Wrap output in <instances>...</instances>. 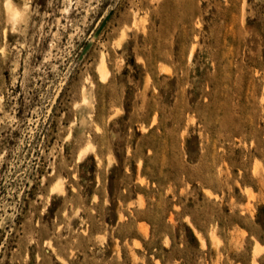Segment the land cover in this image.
<instances>
[{
  "label": "rangeland",
  "instance_id": "obj_1",
  "mask_svg": "<svg viewBox=\"0 0 264 264\" xmlns=\"http://www.w3.org/2000/svg\"><path fill=\"white\" fill-rule=\"evenodd\" d=\"M0 264H264V0H0Z\"/></svg>",
  "mask_w": 264,
  "mask_h": 264
},
{
  "label": "bare ground",
  "instance_id": "obj_2",
  "mask_svg": "<svg viewBox=\"0 0 264 264\" xmlns=\"http://www.w3.org/2000/svg\"><path fill=\"white\" fill-rule=\"evenodd\" d=\"M8 1V0H7ZM9 6H10V4H7V7H8V9H9ZM7 9V8H6ZM8 13V12H7ZM9 13H10V15H11V19L13 20V19H15L16 17H18L19 15H18V13L16 12V11H12L11 9H9ZM20 13H23L22 11L20 12ZM19 13V14H20ZM9 15V14H8ZM9 15V16H10ZM22 16H23V14H21ZM7 17V18H10V17ZM22 16H20V17H22ZM19 17V18H20ZM17 20V19H16ZM20 20H22V18L20 19ZM19 20V21H20ZM10 21V20H9ZM14 21V20H13ZM15 22V21H14ZM12 24H14V23H11V25ZM19 24V23H18ZM11 27H13V26H11ZM102 58V57H101ZM100 58V59H101ZM96 70H97V74H98V78H99V80L100 81H105L106 79H107V77L109 76V72H108V70H107V68H106V65H105V63H104V61H100L99 62V64L97 65V67H96ZM84 90V89H83ZM91 91V90H90ZM84 92V91H83ZM89 92V91H88ZM91 93V92H90ZM89 93V94H90ZM81 96V95H80ZM92 97V96H91ZM87 103V102H86ZM81 104V103H80ZM88 104V103H87ZM75 109V108H74ZM78 109V108H77ZM83 117V116H82ZM89 117V116H88ZM85 119V118H84ZM91 121V120H90ZM90 149V147L88 146L86 149H85V151H87V150H89ZM58 182V181H57ZM56 188V190L58 189V186H56L55 187ZM59 192H60V188H59V190H58ZM257 247V246H256ZM256 249V248H255ZM256 252H258L259 251V247H257V249L255 250Z\"/></svg>",
  "mask_w": 264,
  "mask_h": 264
},
{
  "label": "water",
  "instance_id": "obj_3",
  "mask_svg": "<svg viewBox=\"0 0 264 264\" xmlns=\"http://www.w3.org/2000/svg\"><path fill=\"white\" fill-rule=\"evenodd\" d=\"M111 14H109L100 24V26L98 27V29L96 30V32L93 34V37L96 38L99 33L102 31V29L104 28L105 24L107 23V21L109 20ZM89 44L86 46V48L83 50L82 54H85L86 51L88 50Z\"/></svg>",
  "mask_w": 264,
  "mask_h": 264
}]
</instances>
